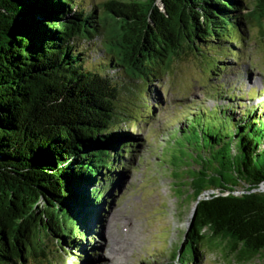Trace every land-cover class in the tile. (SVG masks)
I'll list each match as a JSON object with an SVG mask.
<instances>
[{
    "label": "trees",
    "instance_id": "obj_1",
    "mask_svg": "<svg viewBox=\"0 0 264 264\" xmlns=\"http://www.w3.org/2000/svg\"><path fill=\"white\" fill-rule=\"evenodd\" d=\"M250 18L264 27V0H108L101 9L92 0H0V264H43L54 252L51 234L56 248L81 260L135 145L115 132L140 117L121 103L146 108L144 86L165 78L187 50L227 55ZM237 106L198 110L172 134L174 166H201L179 186L191 188L189 198L264 180V104L239 118ZM36 191L72 210L73 221L37 208ZM258 200L200 202L171 258L198 264L203 246L224 240L232 253L242 246L239 261L256 255L264 248Z\"/></svg>",
    "mask_w": 264,
    "mask_h": 264
},
{
    "label": "rangeland",
    "instance_id": "obj_2",
    "mask_svg": "<svg viewBox=\"0 0 264 264\" xmlns=\"http://www.w3.org/2000/svg\"><path fill=\"white\" fill-rule=\"evenodd\" d=\"M107 1L92 0V3L101 9ZM235 41L227 55L207 49L204 53L209 52L210 57L185 51L165 78L144 86L146 108L121 103L133 108L130 112L140 117L133 121V127L120 121L115 132L135 145L132 153L125 154L121 162L125 169L117 172L114 187L106 190V201L99 208V223L88 233L94 240L83 243L86 247L80 260L56 248L57 236L51 234L46 245L48 251L54 252L43 264H104L106 252L102 243L112 211L122 212L135 227L139 238L135 264H181L171 256L186 243L196 201L188 197L192 193L189 186L180 189L179 186L190 183L191 173L201 166L189 159L184 162L186 165L174 166L176 148L172 134L186 126V117L201 109L234 108L241 103V109L236 110L239 118L245 108L264 104V27L250 18L244 34H238ZM104 147L108 154H115L110 144ZM121 167L118 165L117 171ZM41 230L45 238L48 234L44 226ZM201 255L198 264H236L231 262L232 255L224 245L203 246Z\"/></svg>",
    "mask_w": 264,
    "mask_h": 264
},
{
    "label": "water",
    "instance_id": "obj_3",
    "mask_svg": "<svg viewBox=\"0 0 264 264\" xmlns=\"http://www.w3.org/2000/svg\"><path fill=\"white\" fill-rule=\"evenodd\" d=\"M37 192V208H41V210H49L50 212H53L58 218H64L66 217L67 219L73 220V212L72 210L65 209L61 207L59 202L50 200V198H47L45 196H42L39 191ZM192 194V193H191ZM229 198H234L238 200H256L257 202L259 201L258 199H263L264 198V180L258 182V183H244L240 182L236 186L228 185V186H223V187H212L205 189L199 198L196 201V205L193 211V218L192 221L195 217L197 206L200 202L203 201H213L216 199H229ZM262 204V202H258ZM255 215L259 216V212H253ZM263 221H264V216H261ZM210 236H212V233L210 231L207 232ZM221 242V241H220ZM219 242V243H220ZM221 245H224V249L227 250L228 253L232 255L231 262H235L236 264H264V248L261 249L260 251L256 252L254 256H252L249 259H246L244 261H239L238 256L241 253V247L240 246L236 251L233 253L230 251L232 250L233 244L230 240L223 241L220 243ZM245 246V244H243ZM230 255V256H231Z\"/></svg>",
    "mask_w": 264,
    "mask_h": 264
},
{
    "label": "bare ground",
    "instance_id": "obj_4",
    "mask_svg": "<svg viewBox=\"0 0 264 264\" xmlns=\"http://www.w3.org/2000/svg\"><path fill=\"white\" fill-rule=\"evenodd\" d=\"M106 222L105 239L102 243L106 254L102 263L135 264L133 258L139 248V238L131 220L127 219L122 212L112 211Z\"/></svg>",
    "mask_w": 264,
    "mask_h": 264
}]
</instances>
